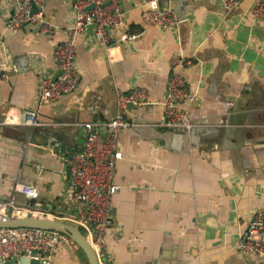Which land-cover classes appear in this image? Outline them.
<instances>
[{
    "label": "crops",
    "instance_id": "obj_1",
    "mask_svg": "<svg viewBox=\"0 0 264 264\" xmlns=\"http://www.w3.org/2000/svg\"><path fill=\"white\" fill-rule=\"evenodd\" d=\"M119 2L125 24L109 29L119 47L107 51L87 27L76 40L78 86L41 102V78L60 74L54 48L68 38L72 0H44V16L55 26L50 34L32 23L10 31L16 0H0V121L8 112L24 117L36 110L40 123L0 124V200L20 182L38 189L39 208L71 214L72 187L59 154L82 148L81 124L109 121L118 97L141 86L152 103L127 111L145 124L120 135L115 182L121 191L112 200L114 225L102 260L260 264L259 255L238 249L253 212H264V21L251 15L254 0L232 10L221 0L162 1L176 12V26L156 24L140 0ZM125 33L133 38L120 41ZM175 70L194 93L181 104L200 123L190 134L154 124L163 114L156 102ZM18 199L28 202L21 193ZM68 241L59 242L51 264H88Z\"/></svg>",
    "mask_w": 264,
    "mask_h": 264
},
{
    "label": "built area",
    "instance_id": "obj_2",
    "mask_svg": "<svg viewBox=\"0 0 264 264\" xmlns=\"http://www.w3.org/2000/svg\"><path fill=\"white\" fill-rule=\"evenodd\" d=\"M141 1L149 7L148 17L156 24L168 26L177 21V14L173 9L168 6H160L164 0ZM242 1L221 0L227 10L234 9ZM16 4L14 12L7 21V28L10 31L17 32L26 24L32 23L36 25L39 33L54 32L53 22L44 16V0H16ZM33 5L36 6L34 13H32ZM72 5L76 15L72 25L68 28V38L57 43L54 48V58L60 69V74L56 78L48 75L41 78V102L55 101L72 92L78 86L80 73L75 62L76 40L87 27L95 29L96 38L107 51L115 50L120 45L119 43L110 45L109 39V29L125 24V12L119 0H72ZM250 12L255 19L264 21V0H254ZM127 38V34L122 36V40ZM144 98V103H146L147 92L142 88H134L128 93L121 94L117 100V112L112 119L103 124H81L85 129L83 147L65 153V155L59 154L65 163L72 187L67 197L68 202L73 206L70 216L39 208V203L34 202L39 194L38 189L28 184L14 182L11 194L0 200V217L33 216L70 221L83 231L98 254L100 262L102 261L101 264H106L102 257L105 236L114 225L113 195L121 190V185L115 182L117 163L123 156L120 148V135L124 129L132 128L134 125L133 121L128 118V109L131 106L140 105V101ZM183 99L185 101L193 100L194 93L189 89L183 75L173 73L169 79L163 101L169 125H173L172 115L175 107L179 108L178 104L184 102L180 101ZM24 114V117H21L17 113L8 112L0 124L33 127L40 124L37 121L36 110H26ZM101 126L105 128L104 133L99 130ZM191 127L192 125H188L189 129ZM18 193L23 194L28 202H19ZM33 203L34 205H32ZM68 240L70 241L66 235L56 230L0 227V260L28 257L39 261L40 264H51L59 242ZM239 242L240 248L245 253H258L264 256V212L262 210L255 213L247 229L240 235ZM107 260L108 264H111V258L107 257Z\"/></svg>",
    "mask_w": 264,
    "mask_h": 264
},
{
    "label": "water",
    "instance_id": "obj_3",
    "mask_svg": "<svg viewBox=\"0 0 264 264\" xmlns=\"http://www.w3.org/2000/svg\"><path fill=\"white\" fill-rule=\"evenodd\" d=\"M35 11L36 6L33 5L32 13H34ZM262 110L264 112V107L262 108ZM0 227H31L43 230L59 231L66 235L72 242L77 244L82 249L89 264H101L98 254L87 240L83 231L79 227L64 220L45 219L33 216L6 218L0 217ZM4 262L6 264H40L39 261L30 259L28 257H12L8 260H0V264Z\"/></svg>",
    "mask_w": 264,
    "mask_h": 264
},
{
    "label": "rangeland",
    "instance_id": "obj_4",
    "mask_svg": "<svg viewBox=\"0 0 264 264\" xmlns=\"http://www.w3.org/2000/svg\"><path fill=\"white\" fill-rule=\"evenodd\" d=\"M140 2L142 3L143 8H146L145 11L148 12V11H149V7H148L146 4H144L141 0H140ZM147 15H148V14H147ZM173 25L176 26V24H173ZM125 34L128 35V38H127V39H129V38H133V36H130V34H128V33H125ZM122 36H123V35H122ZM122 36H121V38H120V41H122ZM127 39H125V40H127ZM117 43H118V42H111V40H110V45H115V44H117ZM119 43H120V42H119ZM173 73H179V72H177V71L175 70V71H173V72L171 73V75H172ZM180 74H181V73H180ZM171 75L169 76L168 81H167L166 91H165L164 98L156 102V103H160V104L162 105V107H163V114H162L160 120H159L158 122L154 123V124H155L156 126H159V127L165 128V129H173V130H176V131H181V132H185V133H187V134H190V133H191L196 127H198V126L200 125V123H199V122H196V121H193L191 118L187 117L188 114L186 113V110L181 106V104L185 103V99L180 100V101H184V102H180V103L178 104L179 108H178L177 106L175 107L174 113H173V115H172L173 125H169V124L167 123V119H166V115H165V108H164L163 101H164L165 96H166L167 87H168V82H169V79H170ZM134 88H142V89H145L146 92H147V102L144 103V102H145V98H144V99H142V100L140 101V105H137V106H141V105H146V104H150V103H152L151 101H149L148 91H147V89H146L145 87L134 86V87H132L129 91H127V92H125V93H128V92L132 91ZM178 101H179V100H178ZM178 101H177V102H178ZM187 101H188V100H187ZM134 107H135V106H134ZM128 118H129V116H128ZM129 119H130V118H129ZM130 120L133 121V123H134V125H133L132 127H139V126L145 124V123H143V122H141V121H134V120H132V119H130ZM146 123H147V122H146ZM188 125H192L191 129L188 128ZM115 175H116V173H115ZM120 191H121V190H120ZM120 191H119V192H120ZM119 192H118V193H119ZM115 195H116V194H115ZM115 195H113V197H114ZM258 210H262V209H257L256 211H254L251 220L253 219L255 213H256ZM63 214H64V213H63ZM64 216H70V214H64ZM251 220L249 221V223L251 222ZM67 222L71 223L70 221H67ZM249 223H248V225H249ZM247 227H248V226H247ZM246 229H247V228H246ZM246 229H245V230H246ZM242 233H243V232H242ZM242 233H241V234H242ZM241 234H240V235H241ZM239 241H240V238H239ZM239 244H240V242H238V249L240 250L241 253H243L244 255H252V254H257V255H259V256L261 257V262H260V264H262V262L264 261V256H262V255H260V254H258V253H245V252L240 248ZM75 245H76V247H78V248L80 249V251H82V249H81L77 244H75ZM82 252H83V251H82Z\"/></svg>",
    "mask_w": 264,
    "mask_h": 264
},
{
    "label": "trees",
    "instance_id": "obj_5",
    "mask_svg": "<svg viewBox=\"0 0 264 264\" xmlns=\"http://www.w3.org/2000/svg\"><path fill=\"white\" fill-rule=\"evenodd\" d=\"M89 264V263H88Z\"/></svg>",
    "mask_w": 264,
    "mask_h": 264
}]
</instances>
